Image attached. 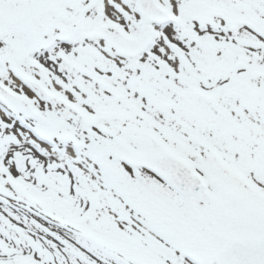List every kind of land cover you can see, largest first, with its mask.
Returning <instances> with one entry per match:
<instances>
[{"label":"snow or ice","instance_id":"1","mask_svg":"<svg viewBox=\"0 0 264 264\" xmlns=\"http://www.w3.org/2000/svg\"><path fill=\"white\" fill-rule=\"evenodd\" d=\"M0 264H264V0H0Z\"/></svg>","mask_w":264,"mask_h":264}]
</instances>
